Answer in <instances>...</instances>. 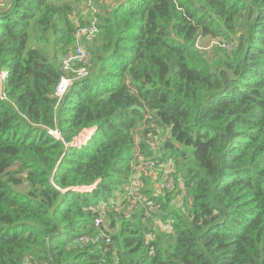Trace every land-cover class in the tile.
<instances>
[{
	"label": "trees",
	"instance_id": "1",
	"mask_svg": "<svg viewBox=\"0 0 264 264\" xmlns=\"http://www.w3.org/2000/svg\"><path fill=\"white\" fill-rule=\"evenodd\" d=\"M95 1L0 0V264H264V0ZM93 18L90 73L58 102ZM172 160L181 183L142 189L161 225L101 211Z\"/></svg>",
	"mask_w": 264,
	"mask_h": 264
},
{
	"label": "built area",
	"instance_id": "2",
	"mask_svg": "<svg viewBox=\"0 0 264 264\" xmlns=\"http://www.w3.org/2000/svg\"><path fill=\"white\" fill-rule=\"evenodd\" d=\"M100 32V29L98 27V21L96 18H93L90 23L86 24L83 28H80L78 31V44L76 47V50L74 52L68 53L63 57L62 64L64 69L67 71L68 75L61 78L57 88H56V97L58 98V102L63 99L65 94L67 93L69 87L72 84L73 78L71 77V74L74 75V77L83 78L89 75L90 71V65H91V58L89 55V52L85 46L86 41H91L95 38H97L98 34ZM7 77V74L4 72L2 73L0 77V96L3 99H6V93L4 90V82ZM47 133L52 138H54L57 141H61L63 144L67 145V142L63 138L60 130L58 129H52L47 128ZM91 138V137H90ZM86 142V141H85ZM72 146L81 147L80 144H78L76 141L72 144ZM154 164H150L147 166L146 169H150ZM133 176L131 177L132 184L129 186L130 191L126 189V193L121 196V193H119L116 198H113L107 203H102L100 206V209L102 212H105V210L110 207L112 210L117 209L119 207L118 202L123 199V202H127L131 196H133V192H131L132 186H133ZM170 188V187H167ZM83 191L82 189H79ZM143 202V205L146 209H149L153 212H157L156 205L151 200H148V198L141 199ZM133 211L134 212V206H130L127 209L126 215L128 216L129 213ZM102 221V218H98L96 220L95 226L99 227L100 223ZM83 241H87V239H82Z\"/></svg>",
	"mask_w": 264,
	"mask_h": 264
},
{
	"label": "rangeland",
	"instance_id": "3",
	"mask_svg": "<svg viewBox=\"0 0 264 264\" xmlns=\"http://www.w3.org/2000/svg\"><path fill=\"white\" fill-rule=\"evenodd\" d=\"M91 1L93 3V6H94V4L98 6V4L95 3L96 2L95 0H91ZM118 1L119 0H99V2L107 3V5L110 4V6H112V7H114ZM83 4H84V6L80 7L79 11L83 12V13L91 12L89 5L85 1L83 2ZM79 30H80V28H78V31ZM205 40H208V39H205ZM215 43L216 42H206L205 45H210L211 47H213L215 45ZM37 44L39 45V42ZM224 45H226V44H224ZM94 133H95L94 128L89 129V131L85 135H83V137H80V138L77 137L74 141H76L78 144H80L82 146V145L86 144L91 139L90 137H92V135ZM158 136H159V138H157V139L153 137V140H154L153 145L156 146V148H158L162 144V142L165 140V138L169 139V135L166 132H162ZM172 142H173L175 148L183 149V147L181 145H179L176 141L172 140ZM172 163H173V160L171 162H167V163L162 164V165L154 164L150 169L138 171L137 173H135V175L133 176V186H136L137 193H136V191L133 192V196H131L130 199L128 200L129 201L128 204H132V205H135V204L140 205V203L143 204L141 199H143L142 197H146V196L142 193V189L146 186L148 188L151 187L154 190V192H156V194L160 195V194L167 192L164 190L171 191V189L175 186L177 180L181 183L182 178L180 177V173L178 172V169L175 167V165H173L174 163L173 164ZM144 177H146V179L149 180L151 182V184H147V182H144ZM136 182H137V184H136ZM152 183H154V184H152ZM167 187H170V188H167ZM180 199L181 198L174 200V203L178 204ZM134 209H135V207H134ZM156 209H157V207H156ZM147 210H148L147 214H149V216L152 217L151 221L154 224L156 222L158 225H161L157 222L156 212H153L149 209H147Z\"/></svg>",
	"mask_w": 264,
	"mask_h": 264
},
{
	"label": "crops",
	"instance_id": "4",
	"mask_svg": "<svg viewBox=\"0 0 264 264\" xmlns=\"http://www.w3.org/2000/svg\"><path fill=\"white\" fill-rule=\"evenodd\" d=\"M89 131V129H85L80 135H79V138L80 137H83V135H85L87 132ZM83 146V145H82ZM81 146V147H82Z\"/></svg>",
	"mask_w": 264,
	"mask_h": 264
},
{
	"label": "water",
	"instance_id": "5",
	"mask_svg": "<svg viewBox=\"0 0 264 264\" xmlns=\"http://www.w3.org/2000/svg\"><path fill=\"white\" fill-rule=\"evenodd\" d=\"M96 131V128L94 129ZM74 143V142H73Z\"/></svg>",
	"mask_w": 264,
	"mask_h": 264
}]
</instances>
